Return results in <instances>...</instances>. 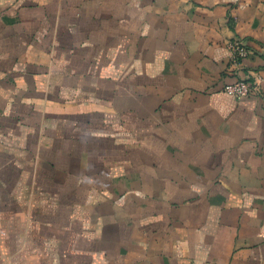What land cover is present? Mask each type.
<instances>
[{
	"label": "crops",
	"instance_id": "0c3cea01",
	"mask_svg": "<svg viewBox=\"0 0 264 264\" xmlns=\"http://www.w3.org/2000/svg\"><path fill=\"white\" fill-rule=\"evenodd\" d=\"M0 264H264V0H0Z\"/></svg>",
	"mask_w": 264,
	"mask_h": 264
},
{
	"label": "built area",
	"instance_id": "2783aa9c",
	"mask_svg": "<svg viewBox=\"0 0 264 264\" xmlns=\"http://www.w3.org/2000/svg\"><path fill=\"white\" fill-rule=\"evenodd\" d=\"M228 46L231 51L230 62L234 67L235 80L226 83L224 91L238 98L247 97L258 88L256 82L248 80L241 71L242 61L250 55V50L246 42L239 39L230 41Z\"/></svg>",
	"mask_w": 264,
	"mask_h": 264
}]
</instances>
